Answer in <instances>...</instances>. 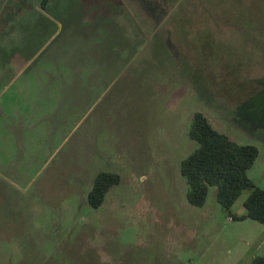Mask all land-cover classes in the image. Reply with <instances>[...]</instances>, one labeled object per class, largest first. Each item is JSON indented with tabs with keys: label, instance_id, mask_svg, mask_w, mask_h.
Wrapping results in <instances>:
<instances>
[{
	"label": "rangeland",
	"instance_id": "rangeland-1",
	"mask_svg": "<svg viewBox=\"0 0 264 264\" xmlns=\"http://www.w3.org/2000/svg\"><path fill=\"white\" fill-rule=\"evenodd\" d=\"M40 2L0 0V264H250L264 255V225L232 220L215 185L203 205L190 204L179 172L198 146L188 129L200 111L258 148L247 174L264 189V0ZM93 48L114 66L85 100L36 95V82L58 79L73 53ZM101 171L120 182L93 208L87 193Z\"/></svg>",
	"mask_w": 264,
	"mask_h": 264
},
{
	"label": "trees",
	"instance_id": "trees-1",
	"mask_svg": "<svg viewBox=\"0 0 264 264\" xmlns=\"http://www.w3.org/2000/svg\"><path fill=\"white\" fill-rule=\"evenodd\" d=\"M46 1L41 0L42 9L46 8ZM188 136L198 146L179 165L187 184V201L194 206L203 205L208 187L215 185L216 200L232 220L252 219L264 225V189L247 174L258 156V148L253 144H239L219 132L200 111L192 115ZM119 182L117 172L97 173L87 193L88 204L93 208L100 206L110 187ZM245 189L249 193L243 201L244 212L232 214L231 206ZM250 264H264V255L254 258Z\"/></svg>",
	"mask_w": 264,
	"mask_h": 264
},
{
	"label": "crops",
	"instance_id": "crops-1",
	"mask_svg": "<svg viewBox=\"0 0 264 264\" xmlns=\"http://www.w3.org/2000/svg\"><path fill=\"white\" fill-rule=\"evenodd\" d=\"M92 50H78L72 54L74 63L66 66H59L55 74L58 79H51L43 82H36V95L42 98V94H49L45 100H54L57 103L67 104L69 102L80 103L85 100L90 89L98 88L102 71H111L114 66V59H109L108 63L101 62L103 54ZM101 50V49H99ZM53 75V74H52ZM51 75V76H52ZM54 76V75H53ZM64 110V111H63ZM67 107L60 110V114L65 113ZM63 115V114H62Z\"/></svg>",
	"mask_w": 264,
	"mask_h": 264
}]
</instances>
